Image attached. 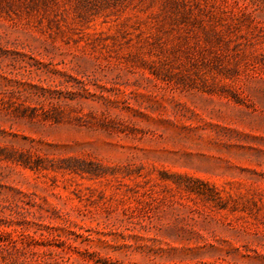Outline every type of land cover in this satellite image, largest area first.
I'll return each mask as SVG.
<instances>
[{
    "label": "rangeland",
    "instance_id": "rangeland-1",
    "mask_svg": "<svg viewBox=\"0 0 264 264\" xmlns=\"http://www.w3.org/2000/svg\"><path fill=\"white\" fill-rule=\"evenodd\" d=\"M0 264H264V0H0Z\"/></svg>",
    "mask_w": 264,
    "mask_h": 264
}]
</instances>
